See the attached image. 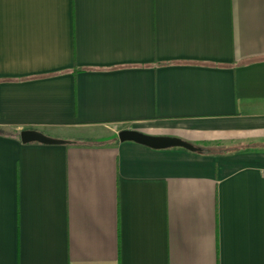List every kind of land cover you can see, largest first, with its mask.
Returning <instances> with one entry per match:
<instances>
[{
    "label": "crops",
    "instance_id": "obj_1",
    "mask_svg": "<svg viewBox=\"0 0 264 264\" xmlns=\"http://www.w3.org/2000/svg\"><path fill=\"white\" fill-rule=\"evenodd\" d=\"M0 264H264V0H0Z\"/></svg>",
    "mask_w": 264,
    "mask_h": 264
},
{
    "label": "water",
    "instance_id": "obj_2",
    "mask_svg": "<svg viewBox=\"0 0 264 264\" xmlns=\"http://www.w3.org/2000/svg\"><path fill=\"white\" fill-rule=\"evenodd\" d=\"M121 141H135L148 145L153 148L162 149L169 147H185L190 150H197V148L180 138L165 137V136H150L134 129H123L119 132ZM21 140L24 143L39 142L43 144H63L65 140L54 138L37 130H24L21 132Z\"/></svg>",
    "mask_w": 264,
    "mask_h": 264
}]
</instances>
